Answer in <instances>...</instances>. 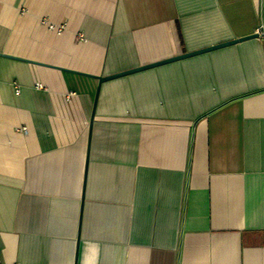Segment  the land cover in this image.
Listing matches in <instances>:
<instances>
[{
    "label": "crops",
    "instance_id": "crops-1",
    "mask_svg": "<svg viewBox=\"0 0 264 264\" xmlns=\"http://www.w3.org/2000/svg\"><path fill=\"white\" fill-rule=\"evenodd\" d=\"M263 1L0 0V264H264V41L103 83L89 140L95 77L253 35Z\"/></svg>",
    "mask_w": 264,
    "mask_h": 264
},
{
    "label": "water",
    "instance_id": "water-1",
    "mask_svg": "<svg viewBox=\"0 0 264 264\" xmlns=\"http://www.w3.org/2000/svg\"><path fill=\"white\" fill-rule=\"evenodd\" d=\"M256 38H258V34L254 33L253 35H250L248 37H244V38H241V39H235V40L226 42L224 44L215 45V46H211V47H208V48H205V49H202V50H198V51H194V52H191V53H185V54H182V55H178V56H176L174 58H171V59H168L166 61L157 62V63L145 65V66H141V67H138V68H135V69H132V70H128V71H125V72L117 73V74H114V75H111V76H107V77H95V79L98 80V87H97V90H96L95 101L93 103L94 104V108H93V113H92V118H91L89 140L91 138L92 123H93V119L95 117V111H96V107H97V103H98V99H99L101 85L103 83L111 81V80H115V79H118V78H121V77H124V76H128V75H131V74H135V73H138V72H141V71H144V70L155 68V67H158V66H161V65H165V64H168V63H171V62H175V61L183 60L185 58H190V57H194V56H197V55H200V54L208 53V52H211V51H214V50L226 47V46L237 44L239 42H243V41L251 40V39H256ZM76 258H78V253L76 255Z\"/></svg>",
    "mask_w": 264,
    "mask_h": 264
},
{
    "label": "built area",
    "instance_id": "built-area-1",
    "mask_svg": "<svg viewBox=\"0 0 264 264\" xmlns=\"http://www.w3.org/2000/svg\"><path fill=\"white\" fill-rule=\"evenodd\" d=\"M41 24L43 26L48 27V29L50 31H53V32H55L57 34H62L66 30L65 25H53V24H50L46 20H42L41 21ZM256 33L258 34V39L264 41V15L262 16V20H261L260 25L256 29ZM80 38H81L82 41H84V38L83 37H80ZM14 85H15V92H16L17 95H19L21 93L20 86L17 83H15ZM36 87L38 89H41L42 88V85L41 84H37ZM25 130H24V128L22 129V131H24V132H25Z\"/></svg>",
    "mask_w": 264,
    "mask_h": 264
}]
</instances>
